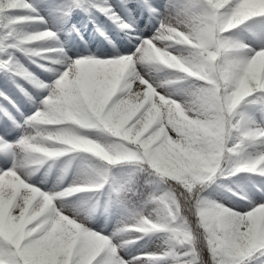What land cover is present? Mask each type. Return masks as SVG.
Segmentation results:
<instances>
[{"label":"snow or ice","instance_id":"obj_1","mask_svg":"<svg viewBox=\"0 0 264 264\" xmlns=\"http://www.w3.org/2000/svg\"><path fill=\"white\" fill-rule=\"evenodd\" d=\"M0 157V264H264V0H0Z\"/></svg>","mask_w":264,"mask_h":264},{"label":"rangeland","instance_id":"obj_2","mask_svg":"<svg viewBox=\"0 0 264 264\" xmlns=\"http://www.w3.org/2000/svg\"><path fill=\"white\" fill-rule=\"evenodd\" d=\"M41 15H44L46 19L48 18L46 12L42 11ZM51 23V20H49V24ZM71 24H76L77 28L79 29V35H77L76 33H72L70 36H68L64 34V31H61L59 36L60 41L63 42L67 48H72L73 46H75L78 49L95 52L99 50V45L101 43L106 42L105 37L110 38L109 29L112 28V26L105 21L104 17H99V19L96 21L95 27L93 26V23H90L88 20H86V17H82L79 20L74 19L70 22L69 25L65 26V31L67 27L71 26ZM97 29H99L100 32L103 33V35H100L97 32ZM21 62L24 63L30 71H34L39 74V70L35 69L31 65H28L27 61H24L23 58H21ZM2 163L3 158L0 157V164ZM113 174L117 180H121V178L123 177V174L120 170L117 172H113ZM252 179L257 178L253 177ZM247 181L248 178L243 174L239 176H233L232 180L224 181L215 185L213 188L208 189L205 192V195L209 196V198L219 203L231 205L232 201L236 199V196H233L232 193H237L239 195L242 192L249 191L250 186L248 185ZM101 202H103V198ZM118 217L119 210L113 208L108 216L97 214L94 219L90 221V224L98 231L103 229L105 234H107L114 227ZM141 243H143V241H141Z\"/></svg>","mask_w":264,"mask_h":264},{"label":"trees","instance_id":"obj_3","mask_svg":"<svg viewBox=\"0 0 264 264\" xmlns=\"http://www.w3.org/2000/svg\"><path fill=\"white\" fill-rule=\"evenodd\" d=\"M249 24L251 23V22H248ZM121 171L122 172V174H123V177L121 178V180H124V179H127L128 178V174H129V172L131 171L130 169H128V168H123V169H121V168H116V169H113V172H117V171ZM233 177H227V178H220V179H217L216 180V182H215V184H217V183H220V182H222V181H229V180H231ZM147 179H149L145 174H140V176H139V185L140 186H144V184H145V181L147 180ZM215 184H213L209 189H211ZM206 255V254H205Z\"/></svg>","mask_w":264,"mask_h":264},{"label":"bare ground","instance_id":"obj_4","mask_svg":"<svg viewBox=\"0 0 264 264\" xmlns=\"http://www.w3.org/2000/svg\"><path fill=\"white\" fill-rule=\"evenodd\" d=\"M101 226V225H100Z\"/></svg>","mask_w":264,"mask_h":264}]
</instances>
